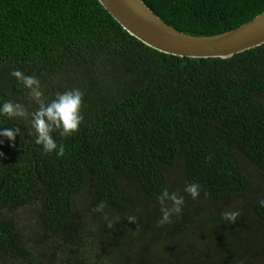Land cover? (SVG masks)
Listing matches in <instances>:
<instances>
[{
	"label": "trees",
	"instance_id": "obj_1",
	"mask_svg": "<svg viewBox=\"0 0 264 264\" xmlns=\"http://www.w3.org/2000/svg\"><path fill=\"white\" fill-rule=\"evenodd\" d=\"M144 1L199 36L264 12V0ZM17 69L47 101L80 89L84 119L71 136L52 133L57 156L35 143L30 116H0L20 129L0 137V264H264V44L181 57L131 35L99 0H0V104L31 113ZM164 189L184 204L157 226ZM33 204L42 233L26 240L8 213Z\"/></svg>",
	"mask_w": 264,
	"mask_h": 264
},
{
	"label": "clouds",
	"instance_id": "obj_2",
	"mask_svg": "<svg viewBox=\"0 0 264 264\" xmlns=\"http://www.w3.org/2000/svg\"><path fill=\"white\" fill-rule=\"evenodd\" d=\"M12 75L28 89L29 96L38 105L35 111L29 113L20 103H14L11 100L4 101L0 104V116L9 119L29 117L31 129L35 136V143L42 146L44 154H51L55 151L57 156H63L65 147L63 144L58 145L53 136L54 131H59L61 136H71L79 130V125L84 117L81 113L84 93L80 89H69L64 92H58L54 99L47 101L41 90V84L37 77L25 75L20 70H13ZM20 132L18 127L0 128V137H7L10 141H15L16 135ZM3 141L0 140V144ZM3 156V152H0ZM184 191L196 199L200 194V185L191 183L184 187ZM161 204V218L157 221V226H162L170 221L172 214L181 212L184 204V197L176 192H169L164 189L158 196ZM171 201V205H168ZM264 206V199L259 201ZM102 205L98 206L100 210ZM240 215L239 211H225L222 216L229 222H235ZM130 222L135 221L134 216H129Z\"/></svg>",
	"mask_w": 264,
	"mask_h": 264
},
{
	"label": "water",
	"instance_id": "obj_3",
	"mask_svg": "<svg viewBox=\"0 0 264 264\" xmlns=\"http://www.w3.org/2000/svg\"><path fill=\"white\" fill-rule=\"evenodd\" d=\"M127 30L161 52L190 58H230L264 44V12L236 29L208 36L176 29L144 0H99Z\"/></svg>",
	"mask_w": 264,
	"mask_h": 264
},
{
	"label": "rangeland",
	"instance_id": "obj_4",
	"mask_svg": "<svg viewBox=\"0 0 264 264\" xmlns=\"http://www.w3.org/2000/svg\"><path fill=\"white\" fill-rule=\"evenodd\" d=\"M259 98L264 102V96H259ZM40 205L33 204L29 207L17 208L10 210L8 216L17 221L23 228L24 239L37 238L41 236L39 230V218H40Z\"/></svg>",
	"mask_w": 264,
	"mask_h": 264
}]
</instances>
